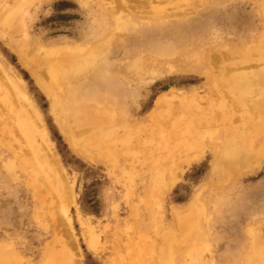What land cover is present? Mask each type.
<instances>
[{"label": "rangeland", "instance_id": "1", "mask_svg": "<svg viewBox=\"0 0 264 264\" xmlns=\"http://www.w3.org/2000/svg\"><path fill=\"white\" fill-rule=\"evenodd\" d=\"M8 1L14 3L16 0ZM258 1L209 0L207 4L199 5L197 0L189 3L184 0H154L148 7L145 0H36L32 4L27 18V38L32 49L57 46L69 52L73 46H85L84 43L90 42L87 38L96 40L98 36H104L101 31L105 23L112 22L115 16L130 12L143 17L149 15L153 8L168 13L192 10L189 14L193 18L192 27H184L183 35L191 34L197 40L200 31H204L205 47L195 46L189 62L184 61L176 70L161 64L159 74H148L145 81L135 80L138 94L134 98L131 92L121 97L119 102L121 106L126 105L121 109L127 112V120L132 124L145 125L142 127L145 130L132 139V154L122 153L121 146L116 148L112 162L114 168L100 156L92 161L69 146L53 117L47 95L20 63L14 47L0 37L2 64L24 80L45 119L67 176L74 184L76 197L75 202L69 204V215L78 239L82 264H159L160 249L166 244L162 234L168 227H172L173 236L178 240L183 239L185 232L191 236L201 232L203 238L210 241V250L205 249V243H196L194 251L201 254L200 263L192 262L190 256L181 253L172 254L168 257L170 261L202 264L214 259L215 264H237L242 256L237 248L246 246L247 229L255 224H261L263 229L264 158L236 173L227 175L223 172L224 177L211 172V148L223 137L224 127L238 128L240 138H247L252 136L249 135L252 124L243 121L240 117L242 110L237 106L233 107L232 115L221 118L219 111L208 102V99L218 98L219 94L212 88L213 84L207 82L204 73L208 68L204 61L209 49L219 44L242 46L243 42L257 35L261 21ZM111 54L116 63L122 59L120 50ZM257 64L255 57L234 68L249 71L247 69ZM196 89L199 91L198 99L192 107L182 106L181 100L185 95ZM166 91L175 92L177 98L161 119L165 142L173 143L184 126L178 119L180 114H184V120L192 122L204 118L205 121L197 127L202 123L201 131L212 130L213 135L205 136L207 148L204 156L194 160L181 181L163 196L162 205L158 206L151 203L145 189L154 157H149L146 148L150 146L143 142L153 129L148 114L158 97ZM202 96L205 97L202 99ZM154 130L158 133V125ZM256 135L252 136L256 137L255 148L261 142V137ZM167 151V147L158 148L161 155ZM156 154L157 151L152 155ZM26 156L27 147L17 146L11 136L3 135L0 130V243L11 245L10 249L16 256L24 259L23 264H38L46 243L53 241L58 246L65 240L64 216L55 204L57 198L51 199L47 195L42 205L36 203L29 184L30 173L23 166ZM11 160L14 161L16 179L6 167ZM194 197L199 200V206H204L205 212L195 214L194 222L198 226L194 230L182 232L172 225L173 209L181 211L183 206L193 203ZM79 216L99 236L95 251L87 246L84 233H88V229L81 224ZM261 235L264 237L263 230ZM231 244L236 247L239 258L235 257L236 253L232 254L235 249H230Z\"/></svg>", "mask_w": 264, "mask_h": 264}, {"label": "bare ground", "instance_id": "2", "mask_svg": "<svg viewBox=\"0 0 264 264\" xmlns=\"http://www.w3.org/2000/svg\"><path fill=\"white\" fill-rule=\"evenodd\" d=\"M35 1L9 3L8 0H0V37L14 47L20 63L47 95L53 117L69 146L92 161L100 156L113 167L116 148L121 146L122 153L132 154V139L145 130L142 128L145 125L132 124L127 120V112L121 109L126 105L121 106L119 102L121 97L131 92L134 98L138 94L135 80H144L148 74H159L161 64L176 70L184 61L189 62L195 46L205 47L204 31H200L197 40L191 34L183 35L184 27H192L193 18L189 16L192 10L168 13L153 8L149 15L143 17L130 12L115 16L112 22L105 23L101 31L104 36H98L96 40L87 38L90 42L84 43L85 46H73L69 52L57 46L32 49L27 38V18ZM145 1L148 7L154 0ZM197 1L199 5L209 2ZM258 11L261 21L256 36L243 42L242 46L216 45L206 52L204 61L208 67L204 69L207 82L212 83V88L219 94L218 98L208 99L212 108L217 109L224 119L234 113V106L240 107V117L252 124L249 135L261 137L255 148L256 137L240 138L238 128L224 127L223 137L211 148V172L222 177L223 172L227 175L236 173L264 158V0L258 1ZM118 50L122 51V59L116 63L111 53H118ZM255 57L258 64L247 69L249 71L234 68ZM175 94L166 91L158 97L148 114L150 125L154 124L151 125L153 129L143 142L150 146L146 148L149 157H154L145 189L151 203L158 206L162 205L163 196L181 181L194 160L204 156L207 148L205 136L213 135L212 130L201 131L202 123L197 127L205 121L204 118L192 122L184 120V114H180L178 119L184 126L173 143L165 142L161 119L176 100ZM197 94L199 91L196 89L185 95L181 100L182 106L191 108L198 99ZM157 125L158 133L154 130ZM0 130L3 135L11 136L17 146L27 147L23 166L30 173L29 184L36 203L42 205L47 195L51 199L57 198L55 204L64 216L61 224L65 228V240L58 246L53 241L46 243L38 264H82L78 239L69 215V204L74 203L76 197L74 184L67 176L45 119L24 80L5 67L1 60ZM159 147H167V153L161 155ZM155 151L157 154L154 156ZM6 167L16 179L14 161H8ZM193 199V203L183 206L181 211L173 209L172 225L182 232L194 230L198 226L194 222L195 214L205 212L204 206H199V200ZM79 220L88 229V233H84L88 248L97 250L99 236L84 218L79 216ZM261 227V224H255L247 229L246 246L237 248L242 255L237 264H264V237L261 235L264 227ZM171 230L172 227H168L162 234L166 244L160 249L159 264H176L175 259L170 261L168 258L174 253L187 254L192 262L200 263L201 254L194 251L196 243H205V249L210 250V241L207 242L201 232L195 236L185 232L183 239L178 240ZM10 246L0 243V264H23L24 259L17 257ZM235 248L231 244L230 249ZM237 249L232 254L236 253L235 257L239 258ZM202 264H215V261L211 259Z\"/></svg>", "mask_w": 264, "mask_h": 264}]
</instances>
